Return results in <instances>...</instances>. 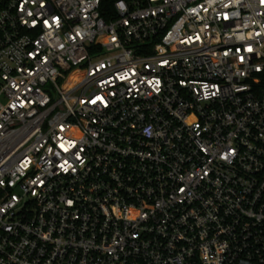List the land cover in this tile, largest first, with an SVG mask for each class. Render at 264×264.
<instances>
[{
	"label": "built area",
	"instance_id": "1",
	"mask_svg": "<svg viewBox=\"0 0 264 264\" xmlns=\"http://www.w3.org/2000/svg\"><path fill=\"white\" fill-rule=\"evenodd\" d=\"M0 0V264H264V0Z\"/></svg>",
	"mask_w": 264,
	"mask_h": 264
},
{
	"label": "trees",
	"instance_id": "2",
	"mask_svg": "<svg viewBox=\"0 0 264 264\" xmlns=\"http://www.w3.org/2000/svg\"><path fill=\"white\" fill-rule=\"evenodd\" d=\"M117 0H100V15L106 21L110 22L117 17L115 2Z\"/></svg>",
	"mask_w": 264,
	"mask_h": 264
}]
</instances>
